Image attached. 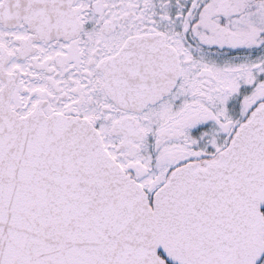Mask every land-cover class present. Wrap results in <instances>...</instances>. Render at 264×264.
Here are the masks:
<instances>
[{
	"label": "snow or ice",
	"instance_id": "6c2138e0",
	"mask_svg": "<svg viewBox=\"0 0 264 264\" xmlns=\"http://www.w3.org/2000/svg\"><path fill=\"white\" fill-rule=\"evenodd\" d=\"M0 264H264V0H0Z\"/></svg>",
	"mask_w": 264,
	"mask_h": 264
}]
</instances>
